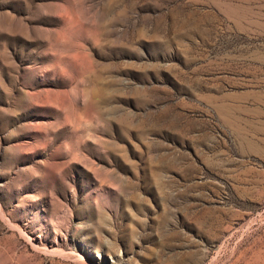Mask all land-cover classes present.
Returning <instances> with one entry per match:
<instances>
[{"label": "rangeland", "instance_id": "1", "mask_svg": "<svg viewBox=\"0 0 264 264\" xmlns=\"http://www.w3.org/2000/svg\"><path fill=\"white\" fill-rule=\"evenodd\" d=\"M0 264H264V0H0Z\"/></svg>", "mask_w": 264, "mask_h": 264}]
</instances>
